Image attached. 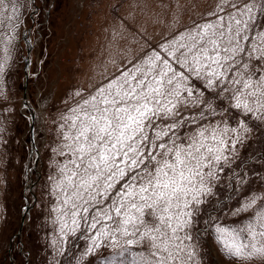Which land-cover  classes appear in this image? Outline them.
Listing matches in <instances>:
<instances>
[{"label":"snow or ice","instance_id":"snow-or-ice-1","mask_svg":"<svg viewBox=\"0 0 264 264\" xmlns=\"http://www.w3.org/2000/svg\"><path fill=\"white\" fill-rule=\"evenodd\" d=\"M130 8L115 17L108 41L116 72L77 90L61 117L53 247L67 256L66 244L84 240L73 256L95 257L92 264H197L208 236L230 264H264V194L200 219L237 146L253 124L264 125V0H212L196 12L185 0H130ZM0 9V23L14 29L20 5L12 0L9 11L0 0ZM137 12L164 28L154 47ZM185 13L191 24L178 31L169 19L178 24ZM129 36L143 55L122 47ZM11 43L5 36L0 78ZM241 213L248 215L226 222ZM108 248L113 255H98Z\"/></svg>","mask_w":264,"mask_h":264},{"label":"rangeland","instance_id":"rangeland-1","mask_svg":"<svg viewBox=\"0 0 264 264\" xmlns=\"http://www.w3.org/2000/svg\"><path fill=\"white\" fill-rule=\"evenodd\" d=\"M20 5V23L12 29L7 22L0 23V61L4 60V37L11 36L8 46L6 75L0 78V264H92L95 257L79 256L85 241L77 247L71 243L67 256H60L53 243L57 233L53 220L56 196L53 191L58 177V166L63 161L59 155L62 144V115L73 107L78 98L77 90L91 89L102 83L101 74L115 73L109 63L108 41L111 39L115 17L126 16L130 0H16ZM152 3V0H149ZM193 12L203 11L212 0H185ZM11 8L12 0H5ZM199 5V9H197ZM2 12V9H0ZM137 15V27L146 28L153 37L154 47L160 40L163 26L153 24L141 13ZM190 13H185L180 23L169 19L176 30L191 24ZM3 16H0V20ZM192 19H196L192 15ZM23 37L30 45L25 106L22 107L25 49ZM129 43L121 42L130 55H143L139 46L129 36ZM120 63L122 58L116 57ZM32 114V119H30ZM32 120V144L29 124ZM252 132L243 145H238V157L231 169L220 174V181L202 206L204 213L220 207L229 210L240 207L250 194H264V125H252ZM233 172L244 175L248 181L238 185ZM51 178V179H50ZM239 187V191H235ZM219 202V204H218ZM25 206H28L24 214ZM23 214V216H22ZM222 214V212H221ZM227 217L228 223L243 220ZM23 217V218H22ZM23 223L18 236H14ZM200 225H197L199 227ZM195 236V230H193ZM197 264H230L215 241L206 236L200 240ZM10 245L9 251L8 246ZM114 254L108 248L98 255ZM99 264V261L96 262ZM113 264H116L113 261Z\"/></svg>","mask_w":264,"mask_h":264},{"label":"water","instance_id":"water-1","mask_svg":"<svg viewBox=\"0 0 264 264\" xmlns=\"http://www.w3.org/2000/svg\"><path fill=\"white\" fill-rule=\"evenodd\" d=\"M23 43H24V46L26 47L25 49V58H24V83H23V86H22V107L25 106V84H26V80H27V68H28V64H29V59H28V55H29V50H30V45H29V42L27 39H25V37H23ZM30 119H32V114H30ZM29 129H30V144H31V148H33V144H32V120L29 124ZM28 206H25V209H24V214L27 213V210H28ZM23 216V214H22ZM23 218V217H22ZM21 218V222H20V225H19V228L17 230V233L14 235V236H18L19 232H20V229H21V226H22V223H23V219ZM9 248H10V245L8 246V251H9Z\"/></svg>","mask_w":264,"mask_h":264}]
</instances>
